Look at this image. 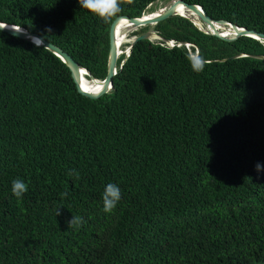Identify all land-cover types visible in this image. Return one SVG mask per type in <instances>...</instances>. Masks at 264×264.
<instances>
[{
    "label": "trees",
    "instance_id": "trees-1",
    "mask_svg": "<svg viewBox=\"0 0 264 264\" xmlns=\"http://www.w3.org/2000/svg\"><path fill=\"white\" fill-rule=\"evenodd\" d=\"M157 1L124 0L118 15ZM184 1L264 33V0ZM115 17L78 0H0L1 22L97 79ZM148 29L172 46L137 40L98 98L54 53L0 30V264H264V42L227 41L180 15L128 35ZM196 50L211 61L201 72L187 59ZM109 183L121 196L105 213ZM72 216L83 223L69 227Z\"/></svg>",
    "mask_w": 264,
    "mask_h": 264
},
{
    "label": "water",
    "instance_id": "water-1",
    "mask_svg": "<svg viewBox=\"0 0 264 264\" xmlns=\"http://www.w3.org/2000/svg\"><path fill=\"white\" fill-rule=\"evenodd\" d=\"M178 5L184 6L187 9V11L191 12V15H185L183 13H180L177 10ZM158 10L159 11L157 13L151 12L149 14H144L138 17L131 16L128 14H121L116 16L112 20L108 31L109 49H108V57H107V69H106V75L103 79L95 78L87 68L81 66L78 62H76L71 57L70 54L64 51L61 47L51 42H48L43 37L39 36V34L29 32L26 29H23L22 27H19L17 25H13L1 21H0V30L10 35H14L24 40L30 41L31 43L37 46H43L52 53H54L56 56H58L69 68L71 76L76 85L77 91L89 98H98L104 93H106L112 87V76L116 73L117 57L119 54V50H118L119 46H117L115 38H117L116 32L118 27L122 24V22H127L126 23L127 29L133 30L134 28L139 26L153 25L172 15H180L182 17L189 19L199 30L205 32L206 34L214 35L218 38L227 41L234 40L239 36H249L264 42V33L257 32L253 29H247L245 27H241L238 25L236 26V24L224 19H217V20L212 19L210 16L207 15L203 7L199 4H191L184 0H169V4L167 6L162 7ZM193 15H196V17L198 18V20L200 21L203 27H200L195 23V21L193 20ZM157 37L161 38L162 40H164L165 43L172 46L170 40L163 39L162 37L158 36L155 32H152V30L148 29L142 34L134 36L132 39H130V44L127 47V52L125 54V57L128 56L131 47L137 42V40L146 39V38L153 39ZM121 65L122 62L120 63V67ZM81 70L84 71V74L87 76V81L90 82L89 85L92 86V88H94L95 86H99L97 87L98 91H92V89H87L86 87H84V85L82 84V77L80 73Z\"/></svg>",
    "mask_w": 264,
    "mask_h": 264
},
{
    "label": "clouds",
    "instance_id": "clouds-1",
    "mask_svg": "<svg viewBox=\"0 0 264 264\" xmlns=\"http://www.w3.org/2000/svg\"><path fill=\"white\" fill-rule=\"evenodd\" d=\"M127 2L131 3L132 0H127ZM78 3L81 8L86 9L87 11L98 16L102 20L107 21L117 16L122 11L121 4L124 3V0H78ZM187 59L191 65L192 70L195 72L203 71L205 65L211 63V61L204 59L200 55L198 50L191 52L188 55ZM92 91H97V89L92 88ZM256 170L258 172L261 170V165L259 163L256 165ZM69 174H71V172ZM27 190V185L20 179L12 181L11 191L15 197H21L25 192H27ZM120 196L121 192L117 185L111 183L106 185L102 196L103 211L105 213H110L116 207L117 202L120 200ZM58 209L59 208L56 209V215H59ZM82 223V218L78 216H72L70 221H68L69 227Z\"/></svg>",
    "mask_w": 264,
    "mask_h": 264
},
{
    "label": "bare ground",
    "instance_id": "bare-ground-1",
    "mask_svg": "<svg viewBox=\"0 0 264 264\" xmlns=\"http://www.w3.org/2000/svg\"><path fill=\"white\" fill-rule=\"evenodd\" d=\"M177 10L180 12V13H183V14H185V15H191V12L190 11H187V9L184 7V6H182V5H178L177 6ZM159 10L157 9V10H155V11H153V13H157ZM149 14V13H148ZM193 20L195 21V23L198 25V26H200V27H203L202 26V24L200 23V21L198 20V18L196 17V15H193ZM126 23L127 22H122V24L119 26V27H121V26H123V25H126ZM119 27H118V29H119ZM127 27L126 26H124L123 28H122V30L119 32V34L116 36L117 38H115V41H116V43H117V46H120L121 45V43L123 42V41H126V39H125V34H124V29H126ZM118 29H117V31H118ZM226 32V31H225ZM117 33V32H116ZM132 39V38H131ZM118 50H119V47H118ZM124 51V50H123ZM126 53V52H125ZM124 56V55H123ZM81 77H82V84L84 85V87H86L87 89H92V86H90L89 84H90V82L89 81H87V78L85 77V74H84V71L83 70H81ZM97 87H99V86H95L94 88H96L97 89Z\"/></svg>",
    "mask_w": 264,
    "mask_h": 264
},
{
    "label": "rangeland",
    "instance_id": "rangeland-1",
    "mask_svg": "<svg viewBox=\"0 0 264 264\" xmlns=\"http://www.w3.org/2000/svg\"><path fill=\"white\" fill-rule=\"evenodd\" d=\"M169 4V0H158L157 1V9H160V8H162V7H165V6H167ZM156 9V10H157ZM131 31V29H124V34H125V39H126V41H123L122 43H121V45L119 46V50L121 51V52H123L124 54H126L125 52H127V47H124V48H122V45L124 44V43H130V39L131 38H133V37H129V32ZM124 50V51H123Z\"/></svg>",
    "mask_w": 264,
    "mask_h": 264
},
{
    "label": "built area",
    "instance_id": "built-area-1",
    "mask_svg": "<svg viewBox=\"0 0 264 264\" xmlns=\"http://www.w3.org/2000/svg\"><path fill=\"white\" fill-rule=\"evenodd\" d=\"M120 53H121V51L119 50V54H120ZM119 54H118V55H119Z\"/></svg>",
    "mask_w": 264,
    "mask_h": 264
},
{
    "label": "snow or ice",
    "instance_id": "snow-or-ice-1",
    "mask_svg": "<svg viewBox=\"0 0 264 264\" xmlns=\"http://www.w3.org/2000/svg\"><path fill=\"white\" fill-rule=\"evenodd\" d=\"M97 91H98V89H97Z\"/></svg>",
    "mask_w": 264,
    "mask_h": 264
}]
</instances>
